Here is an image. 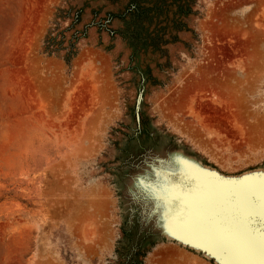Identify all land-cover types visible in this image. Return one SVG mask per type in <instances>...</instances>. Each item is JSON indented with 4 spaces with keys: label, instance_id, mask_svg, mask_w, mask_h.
<instances>
[{
    "label": "rangeland",
    "instance_id": "374dc122",
    "mask_svg": "<svg viewBox=\"0 0 264 264\" xmlns=\"http://www.w3.org/2000/svg\"><path fill=\"white\" fill-rule=\"evenodd\" d=\"M263 173L264 0H0V264H222Z\"/></svg>",
    "mask_w": 264,
    "mask_h": 264
},
{
    "label": "snow or ice",
    "instance_id": "6c2138e0",
    "mask_svg": "<svg viewBox=\"0 0 264 264\" xmlns=\"http://www.w3.org/2000/svg\"><path fill=\"white\" fill-rule=\"evenodd\" d=\"M249 190L259 193V198L249 203V220L254 214L264 219V181L252 184ZM172 187L161 191L160 198L166 199L168 193L176 192ZM240 209L236 208L230 219L220 220L210 215H196L188 225L194 234L203 237L209 243L218 247L226 255L233 257L228 264H255L254 258L259 257L264 264V231L258 237L242 234L238 228ZM171 218V217H170ZM177 223L183 225L180 217L175 218Z\"/></svg>",
    "mask_w": 264,
    "mask_h": 264
},
{
    "label": "bare ground",
    "instance_id": "6f19581e",
    "mask_svg": "<svg viewBox=\"0 0 264 264\" xmlns=\"http://www.w3.org/2000/svg\"><path fill=\"white\" fill-rule=\"evenodd\" d=\"M261 181H264V173L261 175L244 177L241 180L240 184L249 187L252 184H259ZM254 193L256 197L259 198V193L258 192H254ZM190 242L192 244H197L203 247L208 252L215 253L217 258L221 260L222 264H228L229 260L233 259V257L226 255L218 247L214 246L213 244L209 243L206 239L196 234L193 237H190ZM254 261L255 264H261L259 257L254 258Z\"/></svg>",
    "mask_w": 264,
    "mask_h": 264
}]
</instances>
